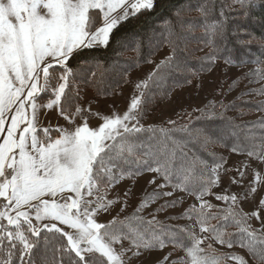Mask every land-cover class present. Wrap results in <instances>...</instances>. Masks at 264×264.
Returning <instances> with one entry per match:
<instances>
[{
    "label": "snow or ice",
    "instance_id": "snow-or-ice-1",
    "mask_svg": "<svg viewBox=\"0 0 264 264\" xmlns=\"http://www.w3.org/2000/svg\"><path fill=\"white\" fill-rule=\"evenodd\" d=\"M233 8L248 19L258 9L264 11V0H222L221 20L211 23L206 5L196 8L201 15L197 23L190 19L192 6L177 2L157 18L160 42L175 53L191 33L200 30L205 44L215 48L227 22L225 13ZM156 10L157 0H0V264H132L145 252L169 244L172 251L159 264H223L225 258L247 264L239 255L209 257L201 245L212 248L213 240L228 248L246 247L254 264H264L260 216L264 167L252 168V179L245 184L250 165H243V170L224 168L220 157L219 161L213 158L211 165L201 160L198 173L185 167L178 178L176 142L170 145L167 134L163 140L140 135L155 131L140 123L149 99L148 80L136 83L122 113L93 111L91 103H78V81L99 84L108 71L101 63L104 58L92 53L110 49L124 24ZM244 34L250 37L248 43L256 39L252 33ZM259 46L264 48V43ZM217 58L215 51L209 54L211 61ZM167 64L177 72L182 68L175 56L168 57ZM253 74L264 79V69ZM49 110H55L65 124H45L42 117ZM92 120L99 123L93 126ZM232 151L243 149L234 146ZM247 155L264 163V146L259 153L249 150ZM141 163L163 181L157 189L175 181L174 191L195 198L198 204L189 205L179 217H169L190 223L171 227L156 219L166 205L175 207L181 200L165 202L148 213L152 219H145L141 213L155 203L151 198L142 200L131 217L120 218L127 207L124 202L110 221L98 222L119 202L105 199L108 189L135 175L128 171L129 165ZM230 171L237 174L229 177V184L242 191L213 192ZM149 183L155 184L156 179ZM152 195L172 196L173 192ZM258 195L257 210L244 213L241 203ZM209 196L226 207L213 205L206 199ZM253 218L261 222L260 229L251 227ZM232 223L239 236L227 230ZM180 250L185 255L173 260Z\"/></svg>",
    "mask_w": 264,
    "mask_h": 264
},
{
    "label": "trees",
    "instance_id": "trees-1",
    "mask_svg": "<svg viewBox=\"0 0 264 264\" xmlns=\"http://www.w3.org/2000/svg\"><path fill=\"white\" fill-rule=\"evenodd\" d=\"M177 2L192 6L193 11L190 14V19L197 23L201 20L200 13L196 11L200 5H206L208 8L209 23L221 20L218 9L222 0H157V10L154 14H144L124 24L117 32V39L110 49L107 51L101 49L92 53L96 57L104 58L101 63L108 66V71L105 72L102 83L85 85L82 81H78L80 96L78 103L82 99L83 91L90 92L96 98L117 96L123 87L130 83V74L133 71L151 64L153 59L165 49L168 55L158 64L159 68L157 65L153 69L149 75L151 79L147 78L150 86L148 89L149 99L144 105L143 117L166 101L176 90L196 83L198 77L206 74L217 62L235 67L253 65L257 67V70L264 69V64L256 62L257 60L264 61V48L259 46L260 43H264V40L261 39L264 38V11L258 9L254 16L245 19L234 8L227 10L225 29L223 35L216 38L215 48L206 45L204 42L206 37L202 31L197 30L191 33L186 43H182L173 53L170 46L160 42L157 18L170 11ZM245 32L252 33L256 39L252 43H248L250 37L245 35ZM213 51L218 57L214 62L209 59V54ZM170 56H175L181 62L182 68L179 72L172 70L167 64V58ZM226 60L231 62H226ZM253 73L254 71L244 75L242 78L245 81L241 82L238 78L229 86L231 90L241 88L239 96L230 101L213 99L196 110L177 116L171 121L175 122L174 124L169 122L144 126L145 129L151 128L155 131L141 133V136L160 137L163 140L167 134L170 138L168 141L170 145L171 141L176 142L175 165L178 178L181 177L185 167L190 166L194 173H198V164L201 160L208 161L209 165L213 163V158L219 161L220 157H223L225 160L228 151L234 152L232 151L234 146L243 149L242 152L235 153L247 154L249 150L259 153L264 146V92L261 91L264 89V79ZM153 80L157 83L153 84ZM258 81L263 84L257 88H248V85L256 84ZM246 95L248 96L244 97ZM251 95H260L262 98L256 99ZM206 137L207 143H205ZM155 166L152 164V167ZM147 167L148 165L142 163L129 165L128 171L135 175L126 177L150 173L151 171L146 170ZM172 184L174 186L175 181ZM212 211H216V209ZM132 213L125 216L131 217ZM141 215L145 219H152L143 213ZM125 216L120 218L123 219ZM169 217L163 219L156 217V219L171 227L189 223L187 219H184V223H176L177 219H169ZM251 227L259 229L252 225ZM227 230L236 236L240 235L234 223ZM165 248H170L172 251L171 244ZM233 248H239L240 251H234L231 255L244 257V253H246L248 258L253 261L246 247L233 246ZM206 250H209L207 246ZM174 254L176 256H173V260L185 255L183 250L176 251ZM206 254L209 257L217 258L230 256V254L217 250H211ZM223 264L234 263L228 262V259L225 258Z\"/></svg>",
    "mask_w": 264,
    "mask_h": 264
},
{
    "label": "rangeland",
    "instance_id": "rangeland-1",
    "mask_svg": "<svg viewBox=\"0 0 264 264\" xmlns=\"http://www.w3.org/2000/svg\"><path fill=\"white\" fill-rule=\"evenodd\" d=\"M168 55L165 49L159 55H157L151 64L145 65L130 74L131 81L122 91L113 97L96 98L88 91H83L82 99L79 104L87 106L91 103L93 111L100 110L104 113L110 112L112 109H116L119 112L126 110L130 97L135 94L136 83L147 80L153 69ZM257 70L256 66L247 65L241 67L230 66L223 62H217L215 66L209 70L206 74L200 75L197 82L189 86L176 90L171 96L164 101L161 105L150 111L147 115L140 120L141 125L150 126L158 125L162 123H169L173 121L177 116L182 115L185 112L196 110L203 106L210 100H223L230 101L240 94L241 88L231 90L229 86L234 83L238 78L241 82L245 81L242 77L248 73ZM263 82L258 81L256 84L248 85V88H257L262 85ZM248 95L244 96L247 97ZM256 99L262 98L260 95H251ZM45 124L51 123L52 126L57 124H65V121L60 118L55 110H49L46 116L42 117ZM97 120H92L93 126L97 125ZM249 164L247 169L248 175L245 179V184L252 179V168L264 167V163L257 162L255 158H250L247 154L235 153L228 151L226 153V159L223 162V167L228 169H242L243 165ZM237 174L234 171H230L222 178V183L219 187L212 189L213 192L222 193L225 188H228L231 193H238L242 191L240 187L229 184V177ZM153 178L156 179L155 184L149 183ZM163 183L159 176L154 173H146L139 176L125 177L108 189L105 199H116L119 202L116 203L110 213H103L98 217V222L106 223L112 219L113 216L120 211V208L124 202L127 203V207L120 213V217L127 215L130 212H134L135 208L140 204L142 200H155V203H150L147 210L142 213L148 217L149 212L153 211L160 205H165V202H171L173 200H181L182 203H178L175 207L167 206L164 211L156 213V217L161 219L169 216L179 217L189 205L197 203L194 197L188 196L185 192L174 191V186H169L163 189H157V185ZM154 191L159 192H173L172 196L156 197L152 194ZM128 193L125 197V193ZM101 195H104L103 189ZM213 205L219 207H226L222 202L217 201L214 196L206 197ZM260 199L258 195L256 200L244 201L240 207L244 213H251L257 210V201ZM260 216L264 219V210H260ZM176 223H184V219H177ZM190 223V221H189ZM253 227L261 228V222L255 218L250 220ZM206 236L207 234H200ZM212 248L206 250L209 253L211 250H217L218 252H224L230 254L234 251H240L239 248H228L226 245H220L215 241H212ZM206 248V244L201 245ZM170 248L163 250H151L145 252L138 260H133L132 264H159V261L170 252ZM173 256H176L173 254ZM174 257H172L173 259ZM244 258L248 264H254V261L248 258L244 253ZM228 262L236 264L234 260L228 259Z\"/></svg>",
    "mask_w": 264,
    "mask_h": 264
}]
</instances>
